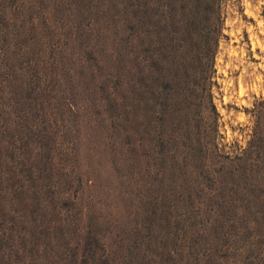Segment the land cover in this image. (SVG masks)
<instances>
[{
	"label": "trees",
	"instance_id": "16d2710c",
	"mask_svg": "<svg viewBox=\"0 0 264 264\" xmlns=\"http://www.w3.org/2000/svg\"><path fill=\"white\" fill-rule=\"evenodd\" d=\"M221 1L0 0V264H264V97L233 153L209 97ZM36 33L27 66L22 38ZM92 65L105 100L94 114L117 127L124 160L147 161L122 180L132 222L110 234L85 220L76 171L86 110L68 81Z\"/></svg>",
	"mask_w": 264,
	"mask_h": 264
},
{
	"label": "rangeland",
	"instance_id": "374dc122",
	"mask_svg": "<svg viewBox=\"0 0 264 264\" xmlns=\"http://www.w3.org/2000/svg\"><path fill=\"white\" fill-rule=\"evenodd\" d=\"M117 9V5H112L108 12L113 15ZM68 10L78 15L73 3L69 5ZM221 16V34L214 50L208 89L209 97L216 109L218 146L233 153L247 144L254 124L250 109L255 100L264 97V0H222ZM49 25H52L51 21ZM37 31L39 32L40 28H37ZM180 31L177 32L173 46L181 36ZM107 32V38H111V29ZM91 35L95 36V32L91 31ZM22 40L24 43L20 49L27 50L21 56V60L28 66L25 61L29 62L33 51L39 46V41L45 39L40 33H36L29 37L26 34ZM108 43L111 45L110 41ZM41 48L43 52L46 50L45 43ZM96 65L102 70L105 69L99 66V62ZM96 65L80 68L83 74L71 77L68 82L79 100L75 107L80 102L86 110L80 114L76 128L80 138L77 145L76 171L80 173L82 191L80 197L84 218L92 227L100 229V234L104 232L110 234L121 229L126 222H132V210L124 208L121 193L123 189L132 188L133 182L132 179L126 180V186L122 180L124 182L128 174L130 178L137 180L140 170L147 161L145 156H140L139 162L134 158L124 160L123 153L119 150L121 135L117 127H109L106 130L109 120L106 118L102 122L94 114V108L105 107V100L100 97L101 90L98 88L100 82L104 81L103 77L95 76ZM106 65L114 69L110 61ZM128 94L132 96L131 92ZM192 101L199 100L194 95ZM210 109V106H206L205 114L210 116ZM68 111L64 109L63 113L66 114ZM137 117L139 118L135 121L136 126L128 137L130 139L143 132L144 114L139 113ZM120 121L115 120L116 124H120ZM140 122L142 125H139ZM109 147L112 148L111 152ZM137 147H132V151L131 148L128 151L125 148L126 155L133 157L136 149L142 151L146 148L142 144ZM149 150L150 148L145 152ZM108 156L113 158L114 169L113 163L107 159ZM142 179L145 181L146 177ZM140 191H143L142 187Z\"/></svg>",
	"mask_w": 264,
	"mask_h": 264
}]
</instances>
